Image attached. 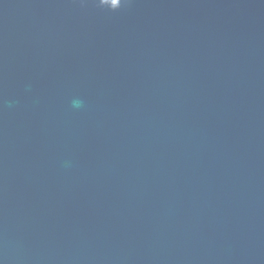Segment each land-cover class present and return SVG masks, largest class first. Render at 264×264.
<instances>
[{"label": "water", "instance_id": "1", "mask_svg": "<svg viewBox=\"0 0 264 264\" xmlns=\"http://www.w3.org/2000/svg\"><path fill=\"white\" fill-rule=\"evenodd\" d=\"M0 264H264V0H0Z\"/></svg>", "mask_w": 264, "mask_h": 264}, {"label": "clouds", "instance_id": "2", "mask_svg": "<svg viewBox=\"0 0 264 264\" xmlns=\"http://www.w3.org/2000/svg\"><path fill=\"white\" fill-rule=\"evenodd\" d=\"M120 6H121V2L116 8L109 7V9L115 11V10L119 9ZM77 106H79V104H77Z\"/></svg>", "mask_w": 264, "mask_h": 264}]
</instances>
